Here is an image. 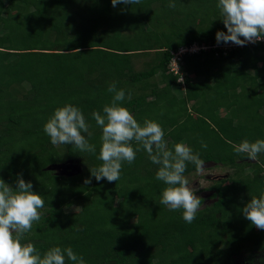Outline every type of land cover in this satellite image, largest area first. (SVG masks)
<instances>
[{"label":"trees","instance_id":"trees-1","mask_svg":"<svg viewBox=\"0 0 264 264\" xmlns=\"http://www.w3.org/2000/svg\"><path fill=\"white\" fill-rule=\"evenodd\" d=\"M171 2L0 0V178L15 189L22 175L43 197L41 220L24 241L41 253L71 246L86 264H235L243 244L252 248L246 263L264 264V230L243 215L264 192V153L257 163L232 146L264 139V42L217 43L216 33H227L218 0ZM194 44L209 49L181 54L179 73L171 72L175 55ZM113 82L139 123L162 125L169 150L184 142L205 165L230 169L200 197L193 223L160 204L166 185L142 148L118 181L91 175L102 164L92 113L104 115ZM66 103L82 110L95 153L53 145L43 131ZM70 161L79 168L72 176L49 169ZM195 173L188 163L185 177Z\"/></svg>","mask_w":264,"mask_h":264},{"label":"clouds","instance_id":"clouds-1","mask_svg":"<svg viewBox=\"0 0 264 264\" xmlns=\"http://www.w3.org/2000/svg\"><path fill=\"white\" fill-rule=\"evenodd\" d=\"M111 3L115 7L121 3L139 4L140 0H111ZM168 6L175 8L176 5L170 0ZM217 8L227 29V33H216L217 43L231 42L245 46L264 42V0H218ZM225 46H222L223 50ZM108 92L113 93V98L110 104L103 107L104 115L99 111L92 113V118L102 129L98 156L102 164L90 169L91 175L97 182L103 179L110 183L118 181L123 163H134L137 152L142 148L151 163L158 166L155 178L166 185L160 195V204L170 211L182 209L183 220L193 223L201 209L202 198L196 195L198 189L193 187L184 173L188 163H192L198 173L203 172L205 161L184 142L175 143L174 150H169L164 139V129L159 122L145 118L141 124L128 108L121 106L125 91L117 89L115 82L109 84ZM128 98L131 99L130 93ZM89 128L82 110L72 103H66L54 110L43 131L53 145L67 144L81 152L95 153L96 146L89 143V139L82 134L87 133L90 138L92 133ZM133 141L139 147L134 148ZM228 143L232 144L231 141ZM201 146L207 148L203 142ZM232 146L236 154H246L249 160L257 163L259 155L264 153V139L255 142L244 139ZM90 183L91 179L85 180V184ZM32 189V183L25 182L22 175L18 176L15 189L0 178V264H86L84 257L77 255L71 246H53L41 253L34 243L24 242L34 223L41 220L43 212L39 210L45 206L43 197ZM243 215L257 229L264 230V192L259 197L252 196L243 208Z\"/></svg>","mask_w":264,"mask_h":264},{"label":"rangeland","instance_id":"rangeland-1","mask_svg":"<svg viewBox=\"0 0 264 264\" xmlns=\"http://www.w3.org/2000/svg\"><path fill=\"white\" fill-rule=\"evenodd\" d=\"M79 2V1H78ZM72 3V4H76L74 7H77L78 5L81 4L82 7H84L85 9L86 8V3L84 2H81V3ZM81 7V8H82ZM142 67L141 65H137L136 66V69L137 70H140ZM222 115H225V112L222 111L221 113ZM63 164H67L69 169H63V167L61 169H58V173L59 174H63L64 172H72V171H75V170H79V168L77 167L76 164H74L73 162H70V163H63ZM205 170L203 172H200V173H195V174H192L191 176L187 177V179L189 180V182L191 184H193V187L198 189V191L196 192V195L198 197H207L208 195H210V190H208L211 186H212V183L216 180V179H220L221 178H224L226 175H228L229 177V173L230 172V169L228 168H224V167H218V166H213L211 164H207L204 166ZM225 178V179H228ZM212 201L209 199L207 204H210ZM252 248L248 245H243L241 244L240 245V253L243 254L242 256H240L237 260V262L235 264H248L245 262V257H247L246 255H248ZM255 249H253L254 251ZM246 252V253H245ZM258 252V251H257ZM262 258V254L258 257V259L260 260Z\"/></svg>","mask_w":264,"mask_h":264},{"label":"built area","instance_id":"built-area-1","mask_svg":"<svg viewBox=\"0 0 264 264\" xmlns=\"http://www.w3.org/2000/svg\"><path fill=\"white\" fill-rule=\"evenodd\" d=\"M231 47V45H227L224 47V50H226L227 48ZM208 49V47H204V46H199L197 44L192 45L190 48H185V49H181V51L175 55L172 64H171V71L174 72L175 74L179 73V67H178V63L177 61L180 60V55L184 54V53H198L201 50H206ZM175 60V61H174ZM176 62V63H175Z\"/></svg>","mask_w":264,"mask_h":264},{"label":"water","instance_id":"water-1","mask_svg":"<svg viewBox=\"0 0 264 264\" xmlns=\"http://www.w3.org/2000/svg\"><path fill=\"white\" fill-rule=\"evenodd\" d=\"M70 162H72V161H70ZM69 162V163H70ZM63 167V169H69V168H67L68 167V165L66 164H60V165H54V166H50L49 167V169H51V170H56L57 171V174H59L58 173V169H61ZM78 172V169L77 170H75V171H72V172H64L63 174H59V175H67V176H72V175H74V174H76Z\"/></svg>","mask_w":264,"mask_h":264},{"label":"flooded vegetation","instance_id":"flooded-vegetation-1","mask_svg":"<svg viewBox=\"0 0 264 264\" xmlns=\"http://www.w3.org/2000/svg\"><path fill=\"white\" fill-rule=\"evenodd\" d=\"M211 194H212V192L210 193V195H211ZM208 196H209V195H208ZM208 196H207V197H208Z\"/></svg>","mask_w":264,"mask_h":264}]
</instances>
